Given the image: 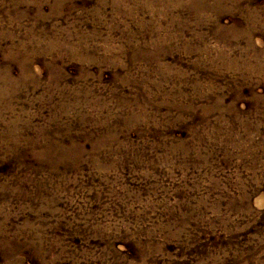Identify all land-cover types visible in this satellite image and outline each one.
<instances>
[{
	"label": "rangeland",
	"instance_id": "rangeland-1",
	"mask_svg": "<svg viewBox=\"0 0 264 264\" xmlns=\"http://www.w3.org/2000/svg\"><path fill=\"white\" fill-rule=\"evenodd\" d=\"M0 264H264V0H0Z\"/></svg>",
	"mask_w": 264,
	"mask_h": 264
}]
</instances>
